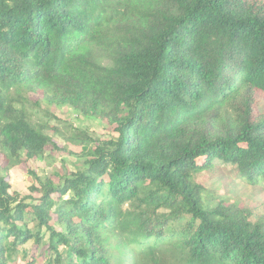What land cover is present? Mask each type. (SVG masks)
<instances>
[{
    "label": "trees",
    "instance_id": "16d2710c",
    "mask_svg": "<svg viewBox=\"0 0 264 264\" xmlns=\"http://www.w3.org/2000/svg\"><path fill=\"white\" fill-rule=\"evenodd\" d=\"M31 93L110 135L78 137L86 166L34 197L0 177V264L40 249L48 264H264V215L210 205L194 179L222 162L264 183V0H0V149L17 164L54 145Z\"/></svg>",
    "mask_w": 264,
    "mask_h": 264
},
{
    "label": "rangeland",
    "instance_id": "374dc122",
    "mask_svg": "<svg viewBox=\"0 0 264 264\" xmlns=\"http://www.w3.org/2000/svg\"><path fill=\"white\" fill-rule=\"evenodd\" d=\"M102 63L111 66L109 60ZM259 98L260 111L264 114V95ZM28 99L36 105L33 121L46 126V133L54 145H49L43 156L33 160L24 158V163L19 164L7 159L0 149V177H5L12 187L11 191L21 197H34L32 187L38 185V180L53 178L58 181L60 177L76 173L86 166L80 155L87 146L82 145L84 140H78V137L85 136L96 141L106 140L110 135L106 120L84 116L67 105H53L41 93H31ZM194 179L208 190L210 205L236 203L254 209L255 219L264 215V183L255 187L249 185L238 176L234 166L216 162L213 169L195 174ZM28 247L37 250L34 244ZM47 253L46 249H40L35 264H48L50 253Z\"/></svg>",
    "mask_w": 264,
    "mask_h": 264
}]
</instances>
